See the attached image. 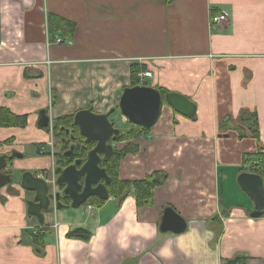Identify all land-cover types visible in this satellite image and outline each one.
Here are the masks:
<instances>
[{
    "label": "crops",
    "instance_id": "obj_1",
    "mask_svg": "<svg viewBox=\"0 0 264 264\" xmlns=\"http://www.w3.org/2000/svg\"><path fill=\"white\" fill-rule=\"evenodd\" d=\"M220 14L227 19L212 24ZM52 15L73 21L74 34L58 32L55 42ZM136 63L153 72L140 84L197 106L189 117L164 102L156 123L131 140L138 151L120 162L121 179L167 173L153 203L138 206L131 186L100 206L63 201L40 223L20 182L56 164L53 129L39 127V111L52 126L83 108H115L110 118L125 129L119 101ZM0 106L28 114L26 127H0V153H23L0 189V264H227L237 256L264 264V215L251 216L254 202L238 183L264 148V0H0ZM254 113L258 138L248 127ZM167 206L186 231L160 230ZM75 229L89 236H68Z\"/></svg>",
    "mask_w": 264,
    "mask_h": 264
},
{
    "label": "water",
    "instance_id": "obj_2",
    "mask_svg": "<svg viewBox=\"0 0 264 264\" xmlns=\"http://www.w3.org/2000/svg\"><path fill=\"white\" fill-rule=\"evenodd\" d=\"M172 106L182 115L194 117L196 104L186 95L179 92H169L165 96L153 86L138 84L126 86L120 96L119 108L121 113L131 122L145 129L151 128L160 116L163 103ZM115 111V108L112 110ZM38 125L42 129L50 127V116L46 109L39 111ZM74 124L81 134L96 145L90 149L84 159L57 167L52 175L45 179L30 171L23 172L21 186L27 192L34 194L27 200V211L44 222V212L54 207L60 208L63 201L68 199L70 206L78 207L87 202L91 196L107 200L110 196L108 186L111 178L107 170L101 166L104 157L113 152L112 141H116L121 129L110 119L109 114L97 113L91 108H83L75 112ZM75 145L65 152L71 156ZM23 153L13 151L10 155L0 154V189L12 183V175L4 172L8 167V158L22 157ZM239 186L252 198L254 218L264 215V178L256 172H241L238 176ZM160 230L162 232L182 233L188 225L186 219L172 206H167L162 214Z\"/></svg>",
    "mask_w": 264,
    "mask_h": 264
},
{
    "label": "trees",
    "instance_id": "obj_3",
    "mask_svg": "<svg viewBox=\"0 0 264 264\" xmlns=\"http://www.w3.org/2000/svg\"><path fill=\"white\" fill-rule=\"evenodd\" d=\"M166 2H170L171 0H165ZM76 25L73 21L68 20L64 17L52 15L49 20V31L50 36L52 38L60 32L63 36L70 37L74 34ZM145 69L144 64H133L131 66V86L140 84V79L138 73ZM163 96H165L168 92L167 89H160ZM92 108V107H90ZM114 111H110L107 114L111 117V113ZM253 115V114H252ZM248 118V116H247ZM111 119V118H110ZM112 120V119H111ZM256 113L254 116L250 117L249 129L252 132L251 134L254 137H259L260 129L259 123ZM114 122V120H112ZM115 123V122H114ZM131 123V122H130ZM28 124V114H17L13 112L9 107L0 106V127H26ZM116 125V123H115ZM117 126V125H116ZM118 127V126H117ZM67 129L69 132H67ZM121 129V128H120ZM145 129L141 125L131 124L129 127L125 129H121L120 134L116 141H124V140H132L137 138ZM74 138L71 137V133ZM53 133L55 137H58V141L61 144V151L57 152V156L60 159L57 163L66 166L75 159L86 158L88 151L94 146L95 141L86 140V138L81 134L79 128L76 124H74V114L72 115H61L56 118L53 122ZM10 140H8L9 142ZM71 143H76L75 150L71 156H65L62 150L70 147ZM138 145L135 143H127L122 148H113V152L108 156L104 157L102 160L101 166L107 170L108 175L111 178V182L108 186V191L110 196H114L116 198L122 199L128 193L129 187L134 188V194L136 198V203L138 206H147L153 203L154 190L162 185L167 178V173L162 170L154 171L147 175V177L141 179H121L119 176L120 162L121 160L128 155L129 153H135L138 151ZM257 160L256 162H249L248 160V170L251 172H256L264 176V148L261 146L257 151ZM65 202L69 203L68 199H65ZM105 199H101L98 196H92L87 202L95 205H102L105 203ZM68 236H81L88 237L89 232L84 231V229H75L68 232ZM244 262V258L241 256L232 257L227 259V264H241Z\"/></svg>",
    "mask_w": 264,
    "mask_h": 264
},
{
    "label": "built area",
    "instance_id": "obj_4",
    "mask_svg": "<svg viewBox=\"0 0 264 264\" xmlns=\"http://www.w3.org/2000/svg\"><path fill=\"white\" fill-rule=\"evenodd\" d=\"M227 19V15L226 14H220V15H212L211 16V23L212 24H220L221 22L225 21ZM54 41L55 42H61L63 40V38L61 36H55L54 38ZM153 75V72L152 70H142L138 73V76H139V79H140V82H143L144 81V78L145 77H149V76H152ZM46 150V147L45 146H42L40 148V153H44Z\"/></svg>",
    "mask_w": 264,
    "mask_h": 264
},
{
    "label": "rangeland",
    "instance_id": "obj_5",
    "mask_svg": "<svg viewBox=\"0 0 264 264\" xmlns=\"http://www.w3.org/2000/svg\"><path fill=\"white\" fill-rule=\"evenodd\" d=\"M55 100V99H54ZM93 109V108H92ZM58 137H55L54 136V142H55V144H54V146H55V148H54V152L52 153L53 154V156H54V158H55V162L57 163V161L59 160V156H57L56 154H57V151H60L61 150V147H60V143L59 142H57L58 141V139H57ZM4 143H10V141L8 142V140H6V141H4ZM127 143H134V142H131V140H124V141H117V142H114V147H116V148H122V147H124ZM136 144V143H135ZM45 153H48V150L46 151L45 150V152H44V154ZM1 154V153H0ZM41 154V153H40ZM52 170H53V167H52ZM43 171V170H42ZM37 171H35V173H36ZM45 172V171H44ZM46 175V174H45ZM43 176H44V174H43ZM48 177H47V175L45 176V179H47ZM12 179H13V176H12ZM88 204V203H87ZM93 205H95V204H93Z\"/></svg>",
    "mask_w": 264,
    "mask_h": 264
},
{
    "label": "flooded vegetation",
    "instance_id": "obj_6",
    "mask_svg": "<svg viewBox=\"0 0 264 264\" xmlns=\"http://www.w3.org/2000/svg\"><path fill=\"white\" fill-rule=\"evenodd\" d=\"M91 109H92V108H91ZM92 110H93V109H92ZM93 111H94V110H93ZM51 127H52V129H53V123H52V126L50 125L49 129H50ZM52 131H53V130H52ZM67 132H69L68 129H67ZM70 133H71V132H70ZM53 134H54V133H53ZM71 134H72V133H71ZM71 137L74 138L73 134L71 135ZM114 142H115V141H112V144H113ZM64 143H65V142H64ZM64 143H61V144H64ZM61 144H60V146H61ZM71 145H75V146H76V143H71V144H70V147H71ZM95 145H96V142H95L94 146H95ZM94 146H93V147H94ZM113 146H114V145H113ZM70 147H68V148L65 149V150H62V152H63L64 155H65V152H66L67 150L70 149ZM93 147H92V148H93ZM92 148H91V149H92ZM74 150H75V148H74ZM60 151H61V150H60ZM57 152H59V151H57ZM73 152H74V151H73ZM10 154H11V153H8V155H10ZM65 156H66V155H65ZM86 156H87V155H86ZM13 159H14V158H8V167H9V168L12 167L11 164H12V162H13ZM59 159H60V157H59ZM81 159H83V158H81ZM84 160H85V158H84ZM8 167H7V168H8ZM57 167H64V166H63L62 164H60V163H56L55 166L53 167V170H50L49 173L47 174V177H50V175H52V171H54ZM7 168H5L4 172L9 173V174L12 175L11 171L6 170ZM91 197H92V196H91ZM91 197H89L88 200H89ZM88 200H87V201H88Z\"/></svg>",
    "mask_w": 264,
    "mask_h": 264
}]
</instances>
